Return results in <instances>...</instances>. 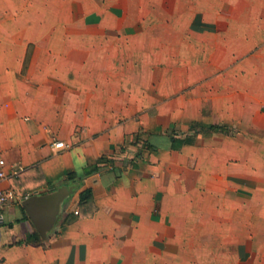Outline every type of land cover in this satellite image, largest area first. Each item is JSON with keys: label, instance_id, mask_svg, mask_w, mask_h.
<instances>
[{"label": "crops", "instance_id": "crops-1", "mask_svg": "<svg viewBox=\"0 0 264 264\" xmlns=\"http://www.w3.org/2000/svg\"><path fill=\"white\" fill-rule=\"evenodd\" d=\"M0 150V264H264V0H0Z\"/></svg>", "mask_w": 264, "mask_h": 264}, {"label": "built area", "instance_id": "built-area-1", "mask_svg": "<svg viewBox=\"0 0 264 264\" xmlns=\"http://www.w3.org/2000/svg\"><path fill=\"white\" fill-rule=\"evenodd\" d=\"M52 145L56 149H66L70 147V144L64 141H55L52 143ZM5 165H6V161H5V158L3 157L2 151L0 150V181L7 177V173L4 170ZM16 199H17V195L14 190L0 189V211L5 206L15 201ZM75 213H78V211H75Z\"/></svg>", "mask_w": 264, "mask_h": 264}, {"label": "trees", "instance_id": "trees-1", "mask_svg": "<svg viewBox=\"0 0 264 264\" xmlns=\"http://www.w3.org/2000/svg\"><path fill=\"white\" fill-rule=\"evenodd\" d=\"M90 201H91V192H90V190H87L82 195V203L83 204H89ZM39 237H40V235L36 231L34 233L29 234L27 239H28V241L41 242V239Z\"/></svg>", "mask_w": 264, "mask_h": 264}]
</instances>
